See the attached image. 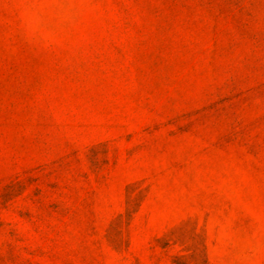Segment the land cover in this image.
I'll use <instances>...</instances> for the list:
<instances>
[{"label": "rangeland", "instance_id": "1", "mask_svg": "<svg viewBox=\"0 0 264 264\" xmlns=\"http://www.w3.org/2000/svg\"><path fill=\"white\" fill-rule=\"evenodd\" d=\"M0 264H264V0H0Z\"/></svg>", "mask_w": 264, "mask_h": 264}]
</instances>
